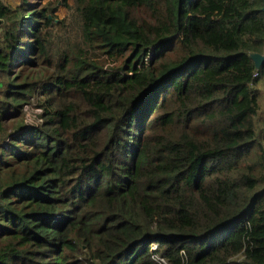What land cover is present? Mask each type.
Here are the masks:
<instances>
[{"label": "trees", "instance_id": "obj_1", "mask_svg": "<svg viewBox=\"0 0 264 264\" xmlns=\"http://www.w3.org/2000/svg\"><path fill=\"white\" fill-rule=\"evenodd\" d=\"M262 6L0 0V264H264Z\"/></svg>", "mask_w": 264, "mask_h": 264}, {"label": "rangeland", "instance_id": "obj_2", "mask_svg": "<svg viewBox=\"0 0 264 264\" xmlns=\"http://www.w3.org/2000/svg\"><path fill=\"white\" fill-rule=\"evenodd\" d=\"M1 1H3L6 4H11V5H14V4H17L20 2V0H1ZM46 1L47 0H43V3ZM69 3L71 4L72 0H69ZM65 14H66V9L62 6L59 7L57 12H56L58 19L63 18L65 16ZM253 89H256L259 91V95H260L259 96L260 117L262 118V122L264 123V77L258 81V83L253 87ZM33 119L37 122L39 121L40 118H38L37 113H33ZM34 120H33V122H35Z\"/></svg>", "mask_w": 264, "mask_h": 264}, {"label": "built area", "instance_id": "obj_3", "mask_svg": "<svg viewBox=\"0 0 264 264\" xmlns=\"http://www.w3.org/2000/svg\"><path fill=\"white\" fill-rule=\"evenodd\" d=\"M256 75V73L254 74ZM24 111V122L30 126L32 124L34 125H38L41 122V119H39V121H35L33 119V113H37L40 114L43 112V110L41 108L38 107H34L30 104H26L23 108ZM28 119V120H27ZM33 120L35 122H33ZM37 122V123H36ZM157 249V244L156 243H152L150 250L153 252V254L151 255L152 259H154L158 264H169L164 257L160 256L158 253H155V250Z\"/></svg>", "mask_w": 264, "mask_h": 264}, {"label": "water", "instance_id": "obj_4", "mask_svg": "<svg viewBox=\"0 0 264 264\" xmlns=\"http://www.w3.org/2000/svg\"><path fill=\"white\" fill-rule=\"evenodd\" d=\"M262 1H263V6H262L261 10L264 12V0H262ZM249 57L254 62L255 68L259 69V67L264 64V49H263L262 53H259V52L249 53Z\"/></svg>", "mask_w": 264, "mask_h": 264}]
</instances>
